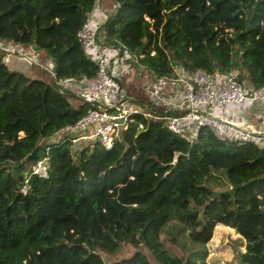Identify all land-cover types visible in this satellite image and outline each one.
<instances>
[{
	"label": "trees",
	"instance_id": "trees-1",
	"mask_svg": "<svg viewBox=\"0 0 264 264\" xmlns=\"http://www.w3.org/2000/svg\"><path fill=\"white\" fill-rule=\"evenodd\" d=\"M99 1L98 45H124L137 57L126 62L152 78L202 70L264 86V0H109L111 9ZM97 2L0 0V43L49 58L57 78L93 77L77 32ZM7 53L0 49V264H151L141 248L157 264H207L179 237L204 248L217 224L245 240L224 264H264V150L206 126L187 140L143 113L108 149L97 137L72 142L73 133L58 134L91 105L35 64V76L10 70ZM137 104L160 117L184 114ZM39 160L46 177L31 171ZM220 182L227 187L211 186ZM122 245L135 250L111 263L97 252Z\"/></svg>",
	"mask_w": 264,
	"mask_h": 264
},
{
	"label": "built area",
	"instance_id": "built-area-1",
	"mask_svg": "<svg viewBox=\"0 0 264 264\" xmlns=\"http://www.w3.org/2000/svg\"><path fill=\"white\" fill-rule=\"evenodd\" d=\"M102 22L93 17L91 13L77 32L81 46L89 52L96 64L97 70L93 77L82 75L79 78L72 76L57 78L52 65L48 66L39 62L36 53L17 50L0 43V49L7 52L17 51L37 67L44 69L59 91L74 94L82 102L91 105L86 114L74 125L62 129L58 136L73 133L72 142L88 141L97 137L108 149L114 140L128 128L129 123L133 122L131 115L143 113L147 117L164 118L171 132L182 135L187 140L195 137L199 127L206 126L221 140L253 142L258 149L264 150V131L249 129L219 119L208 112L211 107L246 106L253 103L264 106V86L245 89L237 81L234 73L228 76H211L205 71L197 70L191 74H181L175 77L153 78L148 90L149 94L160 105L168 109L183 111L184 114L180 116L160 117L143 110L138 105L123 103L126 95H121V87L116 79V65L120 60L137 61V57L121 44L108 48L98 45L96 34ZM31 171L39 177H46L45 160L35 162ZM21 191L25 192L26 187L24 186Z\"/></svg>",
	"mask_w": 264,
	"mask_h": 264
},
{
	"label": "rangeland",
	"instance_id": "rangeland-1",
	"mask_svg": "<svg viewBox=\"0 0 264 264\" xmlns=\"http://www.w3.org/2000/svg\"><path fill=\"white\" fill-rule=\"evenodd\" d=\"M107 2V8L111 9L112 7L109 0H107ZM40 59L42 60V58ZM41 60H39V62H41ZM46 60H49V58ZM4 61L10 70L23 72L28 76L37 75L33 68L34 64L21 56L17 51L8 52L5 55ZM49 63L51 64L50 60ZM116 67L117 78H119L121 87V95H126V99H123V103L128 102L129 104H132V102L140 103V101H142V103L147 106L149 105L153 106L154 108L165 109L164 106L155 102L153 97L149 94L148 90L153 78L143 66H133L125 61L120 60ZM238 106L239 105H235V107ZM239 107L243 106L240 105ZM214 109L215 108L211 107V110ZM211 186L215 190H223L227 187L225 182L216 184L214 183ZM178 211L179 210H176L175 213L170 216V220L174 221L177 219ZM179 239L181 240L184 249L189 251V255L192 259L195 261H201L203 259L207 264H224L227 261H237L239 253L244 250L245 243L244 238L240 236L233 228L224 226L222 224L216 225L211 240L208 243L203 244L204 248L200 247V245H202L200 243L190 242L187 239V235H183L179 237ZM141 249L148 256V260L151 262V264H157L152 260L149 253L145 249ZM134 250L135 249L130 245H122L118 251L110 252L103 249H97V252L101 255L104 261L111 263L113 261H118L122 257H128Z\"/></svg>",
	"mask_w": 264,
	"mask_h": 264
},
{
	"label": "crops",
	"instance_id": "crops-1",
	"mask_svg": "<svg viewBox=\"0 0 264 264\" xmlns=\"http://www.w3.org/2000/svg\"><path fill=\"white\" fill-rule=\"evenodd\" d=\"M105 13L106 10L101 6V2L98 0L96 8L92 12V16L103 21L105 19ZM21 51L30 52L27 49H21ZM36 56L38 60H41L40 58H42L41 62L43 64L48 66L51 65L49 60H46L47 57L38 55V53H36ZM130 105L137 104L132 102ZM239 106L216 107L214 110L209 109L208 112L219 119L227 120L249 129L264 131V106L258 103L243 107Z\"/></svg>",
	"mask_w": 264,
	"mask_h": 264
}]
</instances>
